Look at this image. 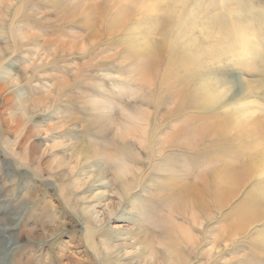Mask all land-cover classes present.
<instances>
[{"label":"rangeland","instance_id":"obj_1","mask_svg":"<svg viewBox=\"0 0 264 264\" xmlns=\"http://www.w3.org/2000/svg\"><path fill=\"white\" fill-rule=\"evenodd\" d=\"M262 27L264 0H0V264H264L261 135L204 133L251 102L264 132Z\"/></svg>","mask_w":264,"mask_h":264},{"label":"bare ground","instance_id":"obj_2","mask_svg":"<svg viewBox=\"0 0 264 264\" xmlns=\"http://www.w3.org/2000/svg\"><path fill=\"white\" fill-rule=\"evenodd\" d=\"M209 1L213 2L214 0H209ZM221 1L223 2L224 6L227 7V5L232 0H221ZM165 10L166 11L170 10V6H168ZM167 15H170V13H167ZM216 22L218 23V25L220 27L224 24L223 19L222 20L219 19ZM263 30H264V28H263ZM223 31L224 30L221 28L219 35H222L221 33H223ZM224 34H226V37H228L227 32L224 31L223 35ZM262 34L264 35V32H262ZM233 36H235L236 46L240 52L239 56L245 57V59H247V61L253 60V64H254L255 55L253 54V49L255 47V42H254L255 34H254L253 27H252V23H251V26L249 25L246 27L243 25H239V27H237L234 30ZM236 46L232 45V47H236ZM161 49H162V45H159V46L152 47V49L147 50V52L145 54V60L147 61V63L149 65L151 62H153V60L155 58H157V55L161 51ZM209 56L210 55L207 54V57H209ZM179 58L181 60L182 70L185 72H188V73L198 72L206 64L205 61L202 60L201 55H189V56L185 55V57L181 56ZM210 58L213 59L212 56H210ZM262 58H263V56H262ZM249 67H250V65H249ZM180 93H179V95H180ZM175 97L178 98V95H176ZM219 97H220L219 93L216 94V92L214 90L210 89L207 85H205L203 87V92H201L200 95L190 96L189 101H190V105H195V107H196V105H201L202 107H207V106H213L215 103L219 102L220 101ZM248 104L250 106L248 108H246V111L244 110V108H242L241 109L242 114H241V112H238L233 117L234 121H232V124H231L232 127L225 129L224 127L218 126V127H215L216 130H213L212 127H208L206 124V127H204V133H211L212 135L219 137L221 139H225V140L233 138L235 136L237 139L238 138L240 140L242 139V141L243 140L246 141V140L250 139L251 137L256 139V136L257 135L259 136V134H260L261 135L260 138L263 140V142H261L260 144L257 142L255 145V147L257 148V157L256 158L259 160L258 164L264 165V132L261 130L262 126H260L261 124L258 123L257 118L255 116L257 110L260 109V105L257 104L255 106V102H251ZM244 111L246 112L245 116H243ZM262 121L264 123V120H262ZM199 129L201 130V128H199ZM199 129L196 128V130L193 131V134L195 135L197 133V130H198V132H201ZM201 185H202V187H199V188H202L201 191L197 187H194L192 190V197H194V200L198 205H203V203H204L202 201V199H203L202 192L203 191H205L207 189H211L210 191L212 194L215 192V190L212 189V186H210L209 182L206 181L205 183H202ZM254 218H255L254 215H251V214L249 215V213H246L244 216H240L239 222L242 221L244 223L247 221H252ZM12 241L13 240L11 239V237L8 236L6 239L0 240V245L11 244Z\"/></svg>","mask_w":264,"mask_h":264}]
</instances>
